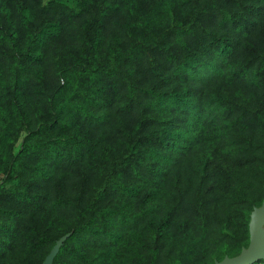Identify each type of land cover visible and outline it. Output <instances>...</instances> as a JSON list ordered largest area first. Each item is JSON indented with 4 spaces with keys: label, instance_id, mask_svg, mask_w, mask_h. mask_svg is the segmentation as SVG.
Listing matches in <instances>:
<instances>
[{
    "label": "trees",
    "instance_id": "trees-1",
    "mask_svg": "<svg viewBox=\"0 0 264 264\" xmlns=\"http://www.w3.org/2000/svg\"><path fill=\"white\" fill-rule=\"evenodd\" d=\"M263 200L264 0H0V264H211Z\"/></svg>",
    "mask_w": 264,
    "mask_h": 264
},
{
    "label": "water",
    "instance_id": "water-1",
    "mask_svg": "<svg viewBox=\"0 0 264 264\" xmlns=\"http://www.w3.org/2000/svg\"><path fill=\"white\" fill-rule=\"evenodd\" d=\"M248 241L234 256H223L211 264H255L264 259V200L258 207H253L248 215ZM70 236L66 233L59 237L50 248L40 264H52L63 242Z\"/></svg>",
    "mask_w": 264,
    "mask_h": 264
},
{
    "label": "rangeland",
    "instance_id": "rangeland-1",
    "mask_svg": "<svg viewBox=\"0 0 264 264\" xmlns=\"http://www.w3.org/2000/svg\"><path fill=\"white\" fill-rule=\"evenodd\" d=\"M17 149V145L15 146V149L14 150H16Z\"/></svg>",
    "mask_w": 264,
    "mask_h": 264
}]
</instances>
